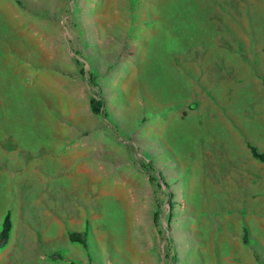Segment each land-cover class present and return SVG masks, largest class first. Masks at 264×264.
<instances>
[{"label": "rangeland", "instance_id": "374dc122", "mask_svg": "<svg viewBox=\"0 0 264 264\" xmlns=\"http://www.w3.org/2000/svg\"><path fill=\"white\" fill-rule=\"evenodd\" d=\"M253 149L264 0H0V264H264Z\"/></svg>", "mask_w": 264, "mask_h": 264}, {"label": "crops", "instance_id": "0c3cea01", "mask_svg": "<svg viewBox=\"0 0 264 264\" xmlns=\"http://www.w3.org/2000/svg\"><path fill=\"white\" fill-rule=\"evenodd\" d=\"M248 226H247V223H246V220H245V218H244V220H243V222H242V224H241V222H240V227H239V230H240V232H238L239 233V235H235V237L236 236H238V237H241V240L243 241V244L246 246V247H248V248H250V246L252 245V244H250V242H251V240L252 241H256L255 240V236H253V235H248V239H247V237H245V235H246V233H249V231H248V228H247ZM226 231H228V229H226ZM246 232V233H245ZM250 241V242H249ZM257 259V258H256ZM260 260V259H259ZM261 261V260H260ZM229 264V262H219L218 264ZM247 263L248 264H256L255 263V261L251 258V259H249V261H247ZM233 264H245V261H239V262H233Z\"/></svg>", "mask_w": 264, "mask_h": 264}, {"label": "trees", "instance_id": "16d2710c", "mask_svg": "<svg viewBox=\"0 0 264 264\" xmlns=\"http://www.w3.org/2000/svg\"><path fill=\"white\" fill-rule=\"evenodd\" d=\"M19 2V1H18ZM92 81H94V77L91 79ZM253 154L254 156H256L257 158L261 159V160H264V152L262 153H258L257 151H255V149H253ZM8 222L7 221H4L3 223V228H2V231L0 233V240L4 241V239L6 238L7 236V230H8ZM71 237L73 239H77L76 237V234L73 232L71 234Z\"/></svg>", "mask_w": 264, "mask_h": 264}]
</instances>
